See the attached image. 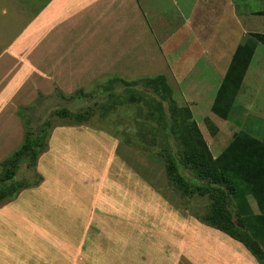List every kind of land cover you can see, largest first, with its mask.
I'll list each match as a JSON object with an SVG mask.
<instances>
[{
  "label": "crops",
  "instance_id": "crops-1",
  "mask_svg": "<svg viewBox=\"0 0 264 264\" xmlns=\"http://www.w3.org/2000/svg\"><path fill=\"white\" fill-rule=\"evenodd\" d=\"M249 33L264 34V0H0V161L22 143L18 107L32 104L40 93L52 94L55 88L68 93L89 89L106 75L136 78L162 73L176 84L192 114L191 105L196 106L198 100L208 99L211 107L237 46ZM263 48L256 44L233 102L251 116L240 119L243 123L261 120L257 110L251 115L244 107L264 106ZM204 117L217 128L210 142L204 137L213 157L235 132L244 130H225L209 115ZM245 131L255 136L253 128ZM85 132L77 126L54 127L48 150L37 159L43 180L22 190L0 212H17L25 226L40 229L41 224L28 220L29 211L11 206L21 198L29 204L31 194L40 190L47 193L49 208L56 201L66 204L64 194L69 190L56 177L54 167H61L58 174L62 177L71 158L62 150L69 151L71 136L81 138ZM88 177L82 169L75 176L81 184ZM69 202L71 209L72 198ZM174 225H161L167 226L162 230L168 235L175 230L181 233L168 249L175 256L173 264H212L213 260L216 264H259L242 243L218 229L200 223ZM89 228L87 221L81 233L87 234ZM137 229L147 232L135 224ZM74 247L65 243L64 250L59 249L64 251L65 263L59 257L50 264H74ZM75 248L81 252L80 245ZM0 252L10 255L5 247ZM0 264L6 261L0 259Z\"/></svg>",
  "mask_w": 264,
  "mask_h": 264
},
{
  "label": "rangeland",
  "instance_id": "rangeland-1",
  "mask_svg": "<svg viewBox=\"0 0 264 264\" xmlns=\"http://www.w3.org/2000/svg\"><path fill=\"white\" fill-rule=\"evenodd\" d=\"M108 77L106 75L99 79L89 91L100 92L99 82ZM170 83L175 88L176 102L189 107L183 103L182 93L176 84ZM112 87L119 92L122 90V85L117 82ZM139 88V85H135L132 89ZM62 92L54 89L51 95L40 98L24 115L31 127L36 125L46 132L40 136L39 146L35 148L37 159L48 150L50 133L54 127L77 126L86 131L81 138L77 134V137L71 136L69 151L65 148L62 150L63 153L71 154L69 163L65 164L69 168L64 170L62 177L58 174L61 167L56 164L54 167L56 177L69 190V193L64 194V197L68 196V202L62 205L56 201L49 208L47 193L41 190L30 193L34 197H31L29 204L23 198L19 202L14 201L11 208L18 205L20 210L29 211L32 217L28 220L41 224L38 230L25 226L23 219L15 214L17 212H0V248H7L10 254L3 256L0 252L3 256L1 262L50 264L53 258L61 257L65 263L64 251L59 249L64 250V244L70 242L75 247L80 245L81 252L75 247L73 250L71 259L74 264H173L175 256L168 249H171L170 245L178 240L181 233L175 230L168 235L162 230L167 226L161 225L168 222L169 225L174 223V226L196 223L210 226L203 219L209 213L213 201L211 192L205 188L183 195L170 184L166 175L169 160L167 149L172 147L174 153L180 156L175 133L161 127L163 121L159 123L158 120H152L146 114L145 106L138 109L136 105L124 103L105 113L101 105L106 103V95H95L85 101L82 96L68 97L73 91ZM117 95L119 100L126 97L125 92ZM94 101L98 105L92 108L87 120L78 122L70 114H58L62 109L71 114L83 112L87 110L85 105H91ZM256 106L244 108L251 111V115L257 110L261 120L243 123L240 119L251 116L242 112L243 107L237 104L233 105L227 120L211 112L206 98L198 100L196 106L191 105L194 110L192 116L208 142L217 128L204 117L207 115L225 130L228 127L234 130L253 128V134L261 138L264 134V106ZM30 154L31 151L28 156ZM35 160L36 157L34 162L28 159L19 163L15 174V180L28 188L37 186L43 180L42 172H38L36 167L37 161L34 166ZM81 169L89 175L87 180L83 178V184L75 178ZM178 171L185 176L188 170L178 165ZM187 181L193 187L197 184L194 180ZM249 200L256 211L254 201L250 197ZM6 201L1 203L0 208L11 202ZM78 202L81 203L78 205L80 208H77ZM87 221L89 232L83 234L81 232ZM135 224L147 228V232L143 233L139 229L135 232ZM172 236L177 239L170 238ZM173 251L176 253V250ZM205 261L210 262V257L206 256ZM180 262L184 263L183 258ZM212 264H216L214 260Z\"/></svg>",
  "mask_w": 264,
  "mask_h": 264
},
{
  "label": "trees",
  "instance_id": "trees-1",
  "mask_svg": "<svg viewBox=\"0 0 264 264\" xmlns=\"http://www.w3.org/2000/svg\"><path fill=\"white\" fill-rule=\"evenodd\" d=\"M257 43L264 45V34L249 33L234 52L210 107L222 119L229 117ZM116 82L122 85L121 92L112 87ZM135 85L140 88L132 89ZM98 86L100 92L77 89L68 97L82 96L86 101L95 95H106L107 101L101 105L105 113L127 103L136 105L138 109L145 106L146 114L152 120H158L159 123L163 121L161 127L175 133L180 151L179 156L172 147L167 149L169 160L166 175L170 184L183 195L201 188L209 190L213 201L203 222L242 243L259 264H264V134L259 139L245 130H239L233 134L221 153L213 157L190 108L176 102L174 89L164 74L136 78L112 75ZM124 92L126 97L119 100L117 94ZM45 96L48 95L40 93L33 104L17 109L24 135L20 146L0 161V205L5 200H14L22 190L29 187L15 180L18 164L28 159L34 162L36 157V165L38 155L35 148L39 146L40 136L46 132L36 125L31 127L24 112L26 114L30 111ZM96 105L97 101H94L91 105L86 104L87 110L83 112L71 114L62 109L58 114H70L74 120L81 122L90 117ZM28 149L31 151L29 156L26 153ZM178 165L188 170L185 176L179 173ZM187 179L197 184L193 187ZM249 197L254 201L256 211Z\"/></svg>",
  "mask_w": 264,
  "mask_h": 264
},
{
  "label": "water",
  "instance_id": "water-1",
  "mask_svg": "<svg viewBox=\"0 0 264 264\" xmlns=\"http://www.w3.org/2000/svg\"><path fill=\"white\" fill-rule=\"evenodd\" d=\"M29 153V151H27V154Z\"/></svg>",
  "mask_w": 264,
  "mask_h": 264
}]
</instances>
